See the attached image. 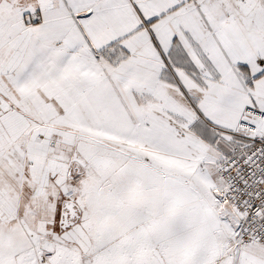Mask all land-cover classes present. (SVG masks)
<instances>
[{
	"label": "snow or ice",
	"instance_id": "6c2138e0",
	"mask_svg": "<svg viewBox=\"0 0 264 264\" xmlns=\"http://www.w3.org/2000/svg\"><path fill=\"white\" fill-rule=\"evenodd\" d=\"M0 264H264V0H0Z\"/></svg>",
	"mask_w": 264,
	"mask_h": 264
}]
</instances>
